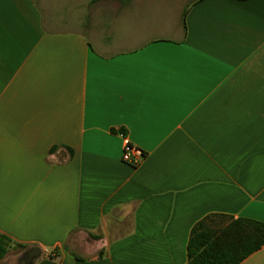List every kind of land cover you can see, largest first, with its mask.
Returning a JSON list of instances; mask_svg holds the SVG:
<instances>
[{"label": "crops", "instance_id": "crops-1", "mask_svg": "<svg viewBox=\"0 0 264 264\" xmlns=\"http://www.w3.org/2000/svg\"><path fill=\"white\" fill-rule=\"evenodd\" d=\"M184 2L0 0L9 264H187L205 216L264 222V0Z\"/></svg>", "mask_w": 264, "mask_h": 264}, {"label": "trees", "instance_id": "trees-1", "mask_svg": "<svg viewBox=\"0 0 264 264\" xmlns=\"http://www.w3.org/2000/svg\"><path fill=\"white\" fill-rule=\"evenodd\" d=\"M91 237L98 239L100 236L91 234ZM14 243L9 236L0 232V261ZM263 245V221L209 214L191 229L187 244V264H239ZM16 246L23 247L20 244Z\"/></svg>", "mask_w": 264, "mask_h": 264}, {"label": "built area", "instance_id": "built-area-1", "mask_svg": "<svg viewBox=\"0 0 264 264\" xmlns=\"http://www.w3.org/2000/svg\"><path fill=\"white\" fill-rule=\"evenodd\" d=\"M125 138V143L122 152V159L124 162L129 163L134 166H138L145 159V152L142 148L132 144L127 137L122 134ZM47 254H54L55 250L45 249Z\"/></svg>", "mask_w": 264, "mask_h": 264}, {"label": "rangeland", "instance_id": "rangeland-1", "mask_svg": "<svg viewBox=\"0 0 264 264\" xmlns=\"http://www.w3.org/2000/svg\"><path fill=\"white\" fill-rule=\"evenodd\" d=\"M194 0H185L184 4L185 5H190ZM83 236V235H82ZM82 236H79V238H83ZM88 239V238H87ZM17 251L11 250V252L6 256V261H2L1 264H9L13 261L12 258H15V256L19 255V253L21 252L20 249L16 248ZM80 253L82 255H86V256H94L97 253L96 249H93V247L91 248V246H88L87 243L84 242L83 246L81 247ZM10 260V261H9Z\"/></svg>", "mask_w": 264, "mask_h": 264}, {"label": "water", "instance_id": "water-1", "mask_svg": "<svg viewBox=\"0 0 264 264\" xmlns=\"http://www.w3.org/2000/svg\"><path fill=\"white\" fill-rule=\"evenodd\" d=\"M42 253L41 248L33 247L23 255V261L25 264H32L36 257H39Z\"/></svg>", "mask_w": 264, "mask_h": 264}]
</instances>
